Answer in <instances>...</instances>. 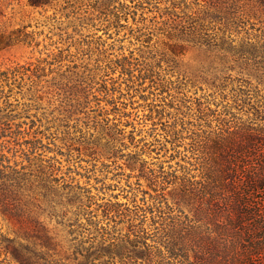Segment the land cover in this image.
Listing matches in <instances>:
<instances>
[{
	"label": "rangeland",
	"instance_id": "1",
	"mask_svg": "<svg viewBox=\"0 0 264 264\" xmlns=\"http://www.w3.org/2000/svg\"><path fill=\"white\" fill-rule=\"evenodd\" d=\"M29 2L0 0V264H155L99 207H129L107 187L128 190L141 161L177 168L230 140L251 144L239 172L261 176L215 192V211L237 198L245 222L223 235L217 213L202 258L264 264V0Z\"/></svg>",
	"mask_w": 264,
	"mask_h": 264
},
{
	"label": "trees",
	"instance_id": "2",
	"mask_svg": "<svg viewBox=\"0 0 264 264\" xmlns=\"http://www.w3.org/2000/svg\"><path fill=\"white\" fill-rule=\"evenodd\" d=\"M29 1L31 5L38 3L35 2L36 0ZM118 13L121 14V10H118ZM109 15L106 10H103L97 18L99 16L106 18ZM116 15L117 18L121 17L119 14ZM26 39L28 36H24L21 41L30 43L26 42ZM7 46V42L0 35V50ZM126 71L124 70L125 74L131 73ZM1 75L4 81H7L6 74ZM17 127L19 129L20 125L18 124ZM3 133L0 132V138L5 136ZM25 144L34 148L35 141L25 142ZM251 149L250 143L242 144L239 141L230 140L201 158L185 159L184 163L177 165V168L168 165L167 168L159 166L156 169L149 166L146 161H141L126 176L125 188L128 190L115 185L107 187L108 190L115 188L122 193L130 194L129 207L111 204L109 201L99 207H103L106 216L115 212L116 218L123 217L128 222L124 241L130 243L133 248L142 246L149 250V255L154 258L155 264H212L208 257L202 258V256H208L205 243L211 236L209 226L217 225L214 223L217 213L227 221L225 226L228 229L222 228L223 235L230 231H232L230 233H236L245 222V204L237 198L231 202V210L228 209L229 204V207H226L228 210L222 207L221 212H216L215 192L221 193L227 189L232 192L235 187L229 182L235 183L241 179L252 186L258 184L261 175L257 170L248 173L239 172ZM131 178H134V183L128 182ZM261 180L264 181V176ZM141 181L145 182L146 189H141ZM168 198L174 199V202L169 204ZM94 199L93 196H87L86 202L80 206L79 211L80 217L84 218L89 226L94 225L91 209ZM181 205L189 208L190 215L180 210ZM122 222L123 220L119 219L116 224ZM100 239L103 242L114 240L104 227H101ZM234 251L235 247H232L231 253L238 257ZM229 252L227 251V254ZM242 260L243 258L238 257L228 264H244Z\"/></svg>",
	"mask_w": 264,
	"mask_h": 264
}]
</instances>
